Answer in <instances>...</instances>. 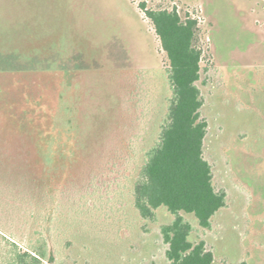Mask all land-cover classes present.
<instances>
[{
  "label": "rangeland",
  "instance_id": "1",
  "mask_svg": "<svg viewBox=\"0 0 264 264\" xmlns=\"http://www.w3.org/2000/svg\"><path fill=\"white\" fill-rule=\"evenodd\" d=\"M199 21L205 156L227 205L193 240L213 264H264V0H0V264L46 240V264H169L132 189L170 96L140 8Z\"/></svg>",
  "mask_w": 264,
  "mask_h": 264
},
{
  "label": "trees",
  "instance_id": "2",
  "mask_svg": "<svg viewBox=\"0 0 264 264\" xmlns=\"http://www.w3.org/2000/svg\"><path fill=\"white\" fill-rule=\"evenodd\" d=\"M139 6L169 59L171 94L158 138L144 152L132 205L147 221H156L162 206L173 215L171 222L160 226L169 264H213L214 253L204 239H191L195 228L185 217L193 214L202 228L209 229L213 216L227 205V192L216 188L213 166L205 156L209 124L202 116L204 97L197 84L202 70V50L196 44L199 21L183 17L176 8L150 9L145 2ZM47 247L46 240L26 250L13 244L8 264H46Z\"/></svg>",
  "mask_w": 264,
  "mask_h": 264
}]
</instances>
